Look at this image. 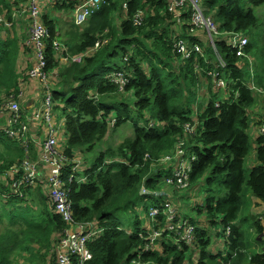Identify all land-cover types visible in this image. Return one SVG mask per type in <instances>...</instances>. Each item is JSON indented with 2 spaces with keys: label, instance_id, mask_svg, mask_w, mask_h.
Segmentation results:
<instances>
[{
  "label": "trees",
  "instance_id": "16d2710c",
  "mask_svg": "<svg viewBox=\"0 0 264 264\" xmlns=\"http://www.w3.org/2000/svg\"><path fill=\"white\" fill-rule=\"evenodd\" d=\"M27 2L0 0V12L11 22L17 17L7 35L0 27V37L3 36L0 39V111L11 95L17 96L25 88L28 93L32 85L28 77L30 70L25 73L21 70L22 64L18 67L20 55L27 56L30 50L32 58L23 57L26 69L29 62L33 65V50L27 44L29 28L25 38L19 31L20 15ZM49 2L42 18L50 32L46 45L48 71L58 72V82L53 81L54 100L60 103L56 111L66 117V153L73 160L94 152L109 137L114 119L113 130L128 122L134 128L133 137L118 147L101 150L89 167L87 159L84 161L87 168L82 175L87 178L86 182L68 184L76 220L93 222L104 230L89 242L93 258L86 264L184 263L190 248L187 242L178 243L184 248L179 250L172 241L177 234L163 232L156 241L161 243V251L153 250L152 237L147 243L142 239L148 236V229L143 228L137 211L141 209L149 217L158 208L157 219L162 224L166 222L168 217L164 213L174 205L171 198L158 192L163 191L164 184L173 191H182L176 183H169L177 166H167L164 162L179 147L188 151L189 156L194 155L189 160L190 181L185 191L192 188L195 192L202 187L207 193L202 204L194 205L203 219L185 216L174 207L176 219L181 214L183 225L188 223L194 228L191 243L194 249L191 250H200L197 264H264V249L251 252L255 243L264 246L261 222L249 212L251 202L248 214L240 217L247 205L245 185L253 198L264 201V137L256 140L255 166L249 172L245 166L251 152L248 134L253 123L251 115L264 102V77L257 75L259 70L264 71V61L256 65L255 84H248L250 74L247 68H241L248 61L238 58L224 40L230 33L245 34L250 39L246 52L252 57L254 53L264 57V43L259 48L256 37L251 36L260 27L259 19L245 5L247 2L264 6V0H202L210 14L207 16L214 19L222 35L217 43L226 69L206 64L215 55L210 42L190 34L189 10L183 12L182 19L186 22L180 26L168 9V0H105L83 27L73 22L78 1L59 2L56 6L53 0ZM51 13L58 16L53 17ZM138 15L143 18L140 26L134 23ZM63 20L64 28L60 25ZM176 39L197 41L204 56L181 60L174 50ZM99 40H107L108 44L80 64L62 65L53 47V42L58 41L69 48L71 56H77L89 52ZM196 66L211 81L210 95L218 96L222 92V101L210 99L206 107L198 102L196 90L201 77ZM212 69L228 82L227 90H216L208 75ZM114 72L124 73L130 80L123 91L111 82ZM257 86L263 90L258 92V99ZM32 96H28L30 100ZM194 105H197L195 110ZM22 106L25 105L22 103ZM143 121L146 127H141ZM190 126L196 127L195 135L188 133ZM7 130V119L0 116V264H14L23 255L22 259L29 264H52L58 258L59 239L70 225L55 213L42 186L23 188L16 194L12 169L22 167L27 158L36 159L38 150L34 144L26 149L20 138L12 137ZM30 137L31 134L26 140ZM72 167L70 163L65 173ZM142 187L148 193H142ZM218 188H223L225 193L216 195ZM125 220L128 226L124 225ZM203 220L208 221L210 228H205ZM220 225L222 231L217 235L226 237L228 229L231 230L230 237L225 238L228 249L225 258L222 252L209 251L212 247L209 230L216 231Z\"/></svg>",
  "mask_w": 264,
  "mask_h": 264
},
{
  "label": "built area",
  "instance_id": "2783aa9c",
  "mask_svg": "<svg viewBox=\"0 0 264 264\" xmlns=\"http://www.w3.org/2000/svg\"><path fill=\"white\" fill-rule=\"evenodd\" d=\"M68 1L70 0H53V3L54 6H56L59 2L63 3ZM75 1H78L79 4L73 11V22L77 27H83L88 23L91 16L101 9L105 0ZM168 1L170 2L168 7L169 11L175 15L177 21L181 23V25L186 21L181 20L180 15H183L185 10L190 11V31L197 37H199L201 32H206L209 36L207 41L210 42L212 48L215 49L213 50L216 55L218 53L216 51L218 47L217 41L221 39L222 35L214 19L207 15L206 17L204 16L203 13L206 11V8L203 6L202 0ZM49 3V0H28L26 8L22 13V15L29 14L27 17L29 19L27 44L33 50V65L28 72V77L31 84L34 83L39 85L38 92L35 93V96L39 97L41 95V98L42 96L44 97L40 103L41 107L34 108L36 105V99L34 98L29 101L31 107L28 106L27 108V103L24 104V107L22 103L20 104V101H24L27 97V90L25 88L22 89L17 96L11 95V98L7 99L0 111V116L6 117L7 119V127L9 129L7 132L12 137L20 138V141L24 143L26 149H28L31 144H34L33 146L36 147L38 151L41 150V162L36 163V161L30 157L22 163V167H14L12 169V174L14 176L16 175L13 189L16 191V194L20 193L23 188L35 189L42 186L46 190V195L51 200L55 208V213L60 215L63 221L70 225V228H68L64 232L62 238L59 239L57 264H86L93 258L89 249V242L101 236L104 230L98 228L93 222L80 223L76 220L74 215L73 203L70 198L72 189L68 187V184L73 182L79 184L86 182L87 178L82 174L87 166L80 157H76L72 160L65 149H62L63 129L61 131L60 124H56L59 114V112L56 111V107L60 105V103L54 100L55 89L53 81L58 82V72L48 71L46 45L50 38V32L44 25L42 18L44 8L47 7ZM17 14L18 13H16V15ZM14 23L15 16L11 22L0 12V27L4 35H7L8 31L14 26ZM134 23L136 26H140L143 23V18L140 15L136 16ZM224 40L226 45L235 51L238 58L248 56L246 53V47L249 44L248 37L243 34L230 33L224 37ZM107 44V40H99L89 52L77 56H71L69 54V48L58 41L53 42V47L58 53L57 58L59 62L62 65H70L83 63L88 56L95 54ZM174 50L181 57V60H188L198 55L204 56L203 49L197 41L191 43L184 39H176L174 42ZM127 60L128 59H126V61ZM196 67L204 76L205 71L200 66ZM218 67L226 69V63L223 59ZM214 74L215 77H212L214 78L216 90H227L229 87L228 82L221 76L219 77V73L214 72ZM110 79L111 82L119 86L122 91L130 81L126 75L121 72L112 73ZM257 110L258 108L256 111ZM258 113H260L259 110ZM256 118H254V122L256 124L257 135L258 137H264V114H257ZM114 124L115 120H112V128ZM36 133H38L39 136H34ZM40 133L43 134L40 135ZM188 133L195 135L196 127H188ZM30 134V139L26 140L29 138ZM176 154L184 158L185 156H189V152L181 147L178 148ZM193 156L194 155H190V162L193 160ZM170 157L168 158L171 159ZM190 162H188V164L178 165L175 176L169 180V183H176V186L181 188V190L186 189L190 181ZM70 163H73V167L70 172L66 174L65 172ZM81 172L82 174H80ZM171 211L172 207L168 208L165 212L171 213ZM262 212H264V210ZM171 217L172 219L173 217L176 218V215L172 214ZM258 220L261 222L264 231V213L261 216L259 215ZM183 226L184 228L188 226L192 228V231L188 229V232L190 231V237L186 239L187 243L191 245L194 241H191V239H193L194 228L188 223H185ZM226 235L229 237L231 235V230L228 229ZM262 235L264 238V232ZM156 238H158L157 235H155L152 240Z\"/></svg>",
  "mask_w": 264,
  "mask_h": 264
},
{
  "label": "rangeland",
  "instance_id": "374dc122",
  "mask_svg": "<svg viewBox=\"0 0 264 264\" xmlns=\"http://www.w3.org/2000/svg\"><path fill=\"white\" fill-rule=\"evenodd\" d=\"M246 5V9H252L253 12L256 14V16L259 19L260 22V27L257 30H254L253 32H251V36H255L256 37V45L260 48L262 46V44L264 43V6H256L254 4L251 3H245ZM50 12H52L53 10L50 9ZM204 16L206 17V15H210L208 12V9H206V11L203 13ZM51 16L55 17L58 15H54L53 13L50 14ZM63 15V18H65V15ZM17 17L15 18L16 21ZM180 19H182V15H180ZM26 15H21L20 21H21V29L19 30L20 33L24 36H26V33L28 31V21ZM64 21V20H63ZM65 21L62 22V24L60 23L61 27L64 28L65 27ZM180 26L182 27L183 25ZM17 33V31H16ZM190 34H193V32H190ZM3 38V36L0 37V39ZM199 38L201 40L207 41V39H209V36L206 32H201L199 35ZM214 49V48H213ZM215 50V49H214ZM216 51L218 52L216 55H214V57L212 59H207L206 60V64L211 65L212 67H214L215 64H217L218 66H220V62L222 61L223 57L220 55L219 53V48H216ZM23 56L25 58H32V52L31 50L28 51V55L26 56L25 54H23ZM224 60V59H223ZM26 59L23 60L22 64V71L26 73V71L28 72L32 66V61L28 63L27 69H26V64H25ZM251 65H241V68H247L248 73L250 74V78H249V83L253 82L255 84V80L256 79V65H260L261 62L264 61V57L263 54L261 53H254V57L251 60ZM177 63L179 64L180 62L177 61ZM21 67V65H20ZM261 70H259L257 73L258 76H263L264 77V71L262 70V72H260ZM215 72V71H214ZM213 72H208V75H211V78L214 81V78L212 76L215 77V74ZM200 74V83L198 86V90H196V93L198 95V102L202 103L205 107L207 106V103L209 102L210 99H213L216 102H220L223 100V94L222 92L218 95V96H213L210 95L211 91L213 90L212 85H211V81H209L205 76L202 75V73H200L199 71L197 72ZM27 77V76H26ZM28 78V77H27ZM31 84V83H29ZM32 87V85H31ZM216 88V87H215ZM256 92H255V96L258 99L259 98V91L262 90L260 89L258 86L256 87ZM204 91H207L206 94H203ZM231 92V91H230ZM209 95L208 97H205L206 95ZM228 95V93H226ZM230 94V93H229ZM212 97V98H211ZM11 96L8 98L10 99ZM32 98L36 99V105L34 108H40L41 107V97H35L32 96ZM229 98V96H226V99ZM23 104H26V107L28 108L29 106V102L27 100V98L22 101ZM263 104V105H262ZM260 104L261 107H258L259 111H262L264 108V103ZM220 105V104H219ZM193 109H197V105L193 106ZM255 113H253L251 115L252 118V124L250 125V129L248 130V134L250 136L251 139V152L249 157L246 160L245 166L247 171L249 172L251 170V168H253L256 164V152H255V148H256V140L259 138L257 135V129H256V124H255V120L254 118H256ZM149 117V115H147ZM150 118V117H149ZM115 120V119H114ZM257 120V118H256ZM66 121V117L63 115L62 112H60L58 114L57 117V122L56 124L59 125L60 124V129L62 131L63 129V139H62V146H63V150L65 149V143L68 140L67 134L65 135L64 132V124ZM141 127H146V123L143 121L141 122ZM153 127V125H152ZM134 134V128L131 122L128 123H124L123 125H121L119 128L113 130V128L110 131L109 137L101 144L99 145L94 152L92 153H88V154H83L80 159L83 161H86L87 159V164L88 167L89 165L92 163L93 159L96 157V155L101 151V150H107L108 147H118L121 143H123L127 138L133 137ZM41 150H39L35 156L34 159L36 161V163L41 162ZM168 158V157H167ZM171 159H165L164 162H166L165 164L168 165H172V166H178V165H183V164H188L189 160H190V156L187 157V160H185V158L183 156H178L176 153L170 157ZM42 167V166H41ZM43 168V167H42ZM82 174V172L80 173ZM12 180L16 179V175H12L11 177ZM169 186L164 184L163 187V191L158 192L159 195L162 194H166V197L168 196V198L172 199V203L174 205V207L178 210H180V212L185 215L188 216L190 218H202L197 209L195 208V204L196 203H200L202 204V201L205 200V197L207 195L206 193V189L205 188H199L198 191L194 192V189H190L188 191H185L186 189H183L182 191H173L172 189L168 188ZM181 190V188H179ZM142 191L146 192L147 190L145 189V187H142ZM148 193V192H146ZM225 193V190L223 188H218L216 195H223ZM244 193H245V202H246V206L243 207L241 213H240V217H245V215L248 214V210L250 209L248 206V203H252L251 209H250V214H253L251 217L257 215L260 211V204L259 203H255L256 199L252 197L248 187L245 185L244 186ZM263 202V201H262ZM38 205V204H37ZM172 207V211L171 213L165 212L164 214L168 217L166 222L164 224H162L158 219V213L160 212V210L158 208H154L152 210V213L150 214L149 217H146L143 215V212L141 209H138V213L141 214L140 215V219L143 221V228L144 229H148V236L146 235L145 237L143 236V240L146 241V243L148 241H151L150 238H154L155 235H157V237L159 239H161V233H176L177 237L175 239H173V243L176 244L177 248L179 250H181V248H183L182 245H180L182 242H187L186 239H188L190 237V231L188 232V229L192 231L191 227H186L184 228L183 226V220H182V215L179 214V218L176 219L175 217H173L172 219V214L177 215V210ZM36 209V207H35ZM203 219V218H202ZM204 223H206L205 228H210L208 221L207 220H203ZM124 225L128 226V222L127 220L124 221ZM191 226V225H190ZM213 229V228H212ZM211 229V230H212ZM179 231V232H178ZM222 231V226L220 225L216 231H210L209 230V234L210 237L212 238V247L209 249V251L213 254H217L219 252H222L223 256H225L228 252V249L225 246V242H226V237H224L223 235H217L218 232ZM184 232V233H183ZM158 238L153 239L152 241H155L151 248H153V250H157V251H161V243H158L156 241H158ZM263 238V236H262ZM163 239V238H162ZM257 239V238H254ZM264 239V238H263ZM262 239L263 243L264 240ZM161 241V240H159ZM191 241H193V239H191ZM180 243V244H178ZM258 243H255L251 249H253L251 252H255V251H263L264 246L261 245H256ZM186 245L190 248H188V250L186 251V259L184 261L183 264H197V262L199 261L200 257V250H191L194 249L192 245L186 243ZM184 249V248H183ZM24 256V255H23ZM23 256H19L17 257L14 261V264H29V262L26 259H22ZM26 256V255H25ZM142 256V255H141ZM29 257V256H28ZM27 257V258H28ZM57 260V259H56ZM56 260L53 261L52 264H54L56 262ZM57 264V263H56Z\"/></svg>",
  "mask_w": 264,
  "mask_h": 264
},
{
  "label": "crops",
  "instance_id": "0c3cea01",
  "mask_svg": "<svg viewBox=\"0 0 264 264\" xmlns=\"http://www.w3.org/2000/svg\"><path fill=\"white\" fill-rule=\"evenodd\" d=\"M27 36V35H26ZM23 60H24V57H23V55L21 54L20 55V57H19V60H18V67H20V65H21V63L23 62ZM38 84H32V87L29 89V92L27 93V100H28V102L29 101H31L30 100V97H28V96H34L35 95V93L36 92H38L37 90L39 89L38 88ZM36 97V96H35ZM262 103H264L263 101L260 103V104H262ZM31 104H30V102H29V106H30ZM263 105V104H262ZM31 107V106H30ZM259 107H261L260 105H259ZM263 110L262 111H260V113H258V110L256 111V114H260L261 115V113H263L264 114V108H262ZM255 203L257 204V203H259L260 204V211H259V213L256 215L257 217H259V215L261 216L264 212H262L263 210H264V206H263V202L262 201H260V200H256L255 201ZM262 212V213H261Z\"/></svg>",
  "mask_w": 264,
  "mask_h": 264
},
{
  "label": "clouds",
  "instance_id": "9594fccd",
  "mask_svg": "<svg viewBox=\"0 0 264 264\" xmlns=\"http://www.w3.org/2000/svg\"><path fill=\"white\" fill-rule=\"evenodd\" d=\"M243 35L246 36V37H248V36L245 35V34H243ZM248 39H249V37H248ZM249 41H250V39H249ZM234 52H235V51H234ZM246 53H247V52H246ZM247 55H248L247 57H241V58L246 59V60L248 61V65H251V62H252L251 60H252L253 57H252V55H250V54H248V53H247ZM255 90H256V87H255ZM259 92L261 93V92H263V90H260ZM229 237H230V236H229ZM226 238H228L227 235H226ZM225 257H227V254L224 256V258H225Z\"/></svg>",
  "mask_w": 264,
  "mask_h": 264
},
{
  "label": "water",
  "instance_id": "95a60500",
  "mask_svg": "<svg viewBox=\"0 0 264 264\" xmlns=\"http://www.w3.org/2000/svg\"><path fill=\"white\" fill-rule=\"evenodd\" d=\"M142 193H146V192H143V191H142Z\"/></svg>",
  "mask_w": 264,
  "mask_h": 264
}]
</instances>
